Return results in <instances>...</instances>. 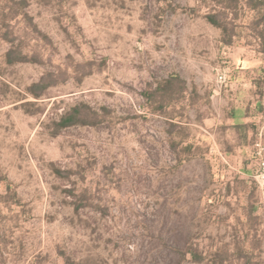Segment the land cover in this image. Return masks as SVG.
I'll return each mask as SVG.
<instances>
[{
	"label": "rangeland",
	"instance_id": "obj_1",
	"mask_svg": "<svg viewBox=\"0 0 264 264\" xmlns=\"http://www.w3.org/2000/svg\"><path fill=\"white\" fill-rule=\"evenodd\" d=\"M216 32L264 58V0H0V264H264V159L200 128Z\"/></svg>",
	"mask_w": 264,
	"mask_h": 264
},
{
	"label": "crops",
	"instance_id": "obj_2",
	"mask_svg": "<svg viewBox=\"0 0 264 264\" xmlns=\"http://www.w3.org/2000/svg\"><path fill=\"white\" fill-rule=\"evenodd\" d=\"M215 35L218 40L205 54L203 76L196 83L206 101L202 137L215 160L220 158L240 177L252 178L254 162L264 159V58L225 45ZM217 69L231 74L226 88L216 84Z\"/></svg>",
	"mask_w": 264,
	"mask_h": 264
},
{
	"label": "built area",
	"instance_id": "obj_3",
	"mask_svg": "<svg viewBox=\"0 0 264 264\" xmlns=\"http://www.w3.org/2000/svg\"><path fill=\"white\" fill-rule=\"evenodd\" d=\"M216 83L219 88H226L228 86V72L223 69L218 70L216 73ZM255 178L261 185V188H264V163Z\"/></svg>",
	"mask_w": 264,
	"mask_h": 264
},
{
	"label": "trees",
	"instance_id": "obj_4",
	"mask_svg": "<svg viewBox=\"0 0 264 264\" xmlns=\"http://www.w3.org/2000/svg\"><path fill=\"white\" fill-rule=\"evenodd\" d=\"M209 19V18H208ZM210 22L212 23V24H214L215 25V23L211 20V18H210Z\"/></svg>",
	"mask_w": 264,
	"mask_h": 264
}]
</instances>
